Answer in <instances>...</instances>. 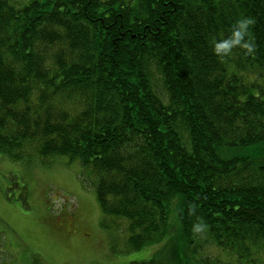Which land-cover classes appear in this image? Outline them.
<instances>
[{"label": "trees", "instance_id": "1", "mask_svg": "<svg viewBox=\"0 0 264 264\" xmlns=\"http://www.w3.org/2000/svg\"><path fill=\"white\" fill-rule=\"evenodd\" d=\"M263 141L264 0H0V156L77 162L124 251L264 264Z\"/></svg>", "mask_w": 264, "mask_h": 264}, {"label": "rangeland", "instance_id": "2", "mask_svg": "<svg viewBox=\"0 0 264 264\" xmlns=\"http://www.w3.org/2000/svg\"><path fill=\"white\" fill-rule=\"evenodd\" d=\"M233 153L264 163V141ZM80 174V165L64 157L15 162L0 156V263L144 264L156 254L162 259L160 243L124 251V238L101 226L95 190ZM165 258L163 264L172 260Z\"/></svg>", "mask_w": 264, "mask_h": 264}]
</instances>
